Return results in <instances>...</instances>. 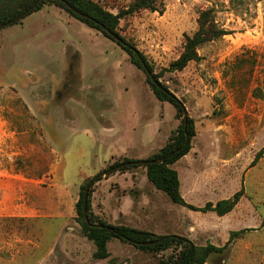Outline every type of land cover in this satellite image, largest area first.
Returning a JSON list of instances; mask_svg holds the SVG:
<instances>
[{"label":"rangeland","instance_id":"obj_1","mask_svg":"<svg viewBox=\"0 0 264 264\" xmlns=\"http://www.w3.org/2000/svg\"><path fill=\"white\" fill-rule=\"evenodd\" d=\"M91 1L116 14L135 0ZM206 10L228 34L159 81L194 123L191 150L171 167L184 202L201 208L242 189L222 217L171 203L142 164L109 169L157 154L180 125L119 46L53 6L0 29V116L17 133L9 168L33 178L32 198L46 205L42 220L0 224V256L9 264H38L45 255L56 264H159L174 253H144L112 239L109 256L94 260L95 247L76 222L75 204L86 190L91 213L112 226L183 237L197 247H223L231 232L244 230L204 264H264V153L250 168L264 145V0H164L161 13L121 20L118 34L158 73L179 57ZM9 237L17 241L10 249Z\"/></svg>","mask_w":264,"mask_h":264},{"label":"trees","instance_id":"obj_2","mask_svg":"<svg viewBox=\"0 0 264 264\" xmlns=\"http://www.w3.org/2000/svg\"><path fill=\"white\" fill-rule=\"evenodd\" d=\"M163 1L135 0L127 8L120 9L116 14H112L91 0H0V29L20 23L23 18L45 6H53L64 11L71 18L88 28L98 31L103 37L119 46L126 53L131 64L144 74L145 82L156 100L160 103H168L173 107L175 118L180 119V125L175 132L171 133L167 142L157 154L140 163L123 160L113 164L109 169H112L111 172H124L142 164L145 168L147 181L157 191L164 193L171 203L190 211L203 214L213 212L218 217H222L231 212L239 202L243 194L242 189L230 199L221 200L215 204L206 203L201 208L193 207L184 202L179 192L177 173L171 167L191 150V140L195 135L194 123L188 117L184 121L185 111L181 101L159 80L164 72H180L188 64L198 62L200 57L197 51L200 47L218 40L228 33L216 26L210 10L201 12L197 19V30L192 36L184 38L182 52L179 57L171 62L166 69L155 73L153 66L146 58L118 34V26L121 20L140 11L161 13ZM263 153L264 145L254 156L250 168L256 164ZM84 189L85 187L82 188V190ZM90 192L91 190H88L86 195L85 214L83 213V192L80 193V198L75 204V213L76 222L81 227L83 237L95 247L92 255L94 260L106 259L109 256L107 244L112 239H118L144 253L159 254L169 250L174 252L165 260H161L159 264H204L210 256L223 253L234 239L244 233V230L231 232L223 247H216L211 244L197 247L183 237L173 235L154 236L148 232L122 225L112 226L97 219L91 213ZM84 217H86V221Z\"/></svg>","mask_w":264,"mask_h":264},{"label":"crops","instance_id":"obj_3","mask_svg":"<svg viewBox=\"0 0 264 264\" xmlns=\"http://www.w3.org/2000/svg\"><path fill=\"white\" fill-rule=\"evenodd\" d=\"M15 131L9 128L7 120L0 116V224L20 221L42 220L46 215L45 198L40 196L32 198L29 186L34 183L33 178L23 177L14 168H9V142L15 139ZM42 209V210H41ZM14 236L21 244H29ZM12 238V239H13ZM9 237V249L13 248L15 242ZM2 264H9V258L0 256ZM38 264L47 263V256H43Z\"/></svg>","mask_w":264,"mask_h":264},{"label":"water","instance_id":"obj_4","mask_svg":"<svg viewBox=\"0 0 264 264\" xmlns=\"http://www.w3.org/2000/svg\"><path fill=\"white\" fill-rule=\"evenodd\" d=\"M187 115L186 113H184V121L186 120ZM86 195H87V190L84 192V202H83V213L85 214V204H86ZM85 221H86V217H84Z\"/></svg>","mask_w":264,"mask_h":264}]
</instances>
